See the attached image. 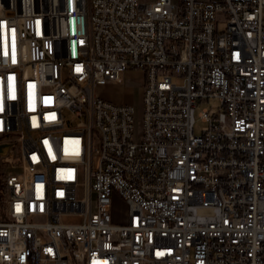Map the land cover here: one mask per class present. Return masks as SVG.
Masks as SVG:
<instances>
[{
	"label": "built area",
	"instance_id": "obj_1",
	"mask_svg": "<svg viewBox=\"0 0 264 264\" xmlns=\"http://www.w3.org/2000/svg\"><path fill=\"white\" fill-rule=\"evenodd\" d=\"M0 146V264H264V0H0Z\"/></svg>",
	"mask_w": 264,
	"mask_h": 264
},
{
	"label": "rangeland",
	"instance_id": "obj_2",
	"mask_svg": "<svg viewBox=\"0 0 264 264\" xmlns=\"http://www.w3.org/2000/svg\"><path fill=\"white\" fill-rule=\"evenodd\" d=\"M146 83V77L142 70L132 69L125 74L123 83L117 85H108L100 87L99 94L107 100H110L118 104L133 105L137 111V117L140 116L143 105V87ZM218 99L203 100L196 108V132L200 133L204 126L203 121L200 118V114L204 109H209L212 112H218L220 110V104ZM0 158V174L4 170V165ZM116 219L119 222H125L128 215V205L120 198L115 200Z\"/></svg>",
	"mask_w": 264,
	"mask_h": 264
},
{
	"label": "water",
	"instance_id": "obj_3",
	"mask_svg": "<svg viewBox=\"0 0 264 264\" xmlns=\"http://www.w3.org/2000/svg\"><path fill=\"white\" fill-rule=\"evenodd\" d=\"M3 146H0V152H2Z\"/></svg>",
	"mask_w": 264,
	"mask_h": 264
}]
</instances>
